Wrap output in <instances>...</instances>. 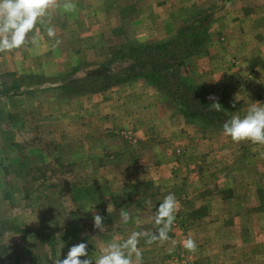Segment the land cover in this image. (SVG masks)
<instances>
[{"label":"rangeland","instance_id":"1","mask_svg":"<svg viewBox=\"0 0 264 264\" xmlns=\"http://www.w3.org/2000/svg\"><path fill=\"white\" fill-rule=\"evenodd\" d=\"M63 2L0 53V264H54L81 242L94 264L154 231L169 193L170 239L141 238L143 264H264V145L223 134L264 103V0Z\"/></svg>","mask_w":264,"mask_h":264},{"label":"clouds","instance_id":"2","mask_svg":"<svg viewBox=\"0 0 264 264\" xmlns=\"http://www.w3.org/2000/svg\"><path fill=\"white\" fill-rule=\"evenodd\" d=\"M61 6V0H0V53L12 52L27 45L29 33L33 32L37 24H43L44 18L51 10ZM62 7L65 11H74L75 4L71 0H64ZM47 35L54 38L56 33L53 27H47ZM59 44V41H56ZM213 100L211 108L222 110V106ZM223 134L230 137L235 143L244 141L264 145V103L252 102L246 114L241 117L233 115L223 124ZM178 201L174 194L166 195L152 217L156 228L154 231L131 232L126 239L112 240L102 249L94 264H143V255L139 247L140 239L144 238L147 245L163 244L169 241L168 233L172 230ZM114 205L107 206V212L114 210ZM93 212V226L99 231L105 228L104 217L95 208ZM121 221L127 224L130 215L121 209ZM87 244L84 242L71 246L66 256L54 261V264H93L89 258ZM188 252H195L197 244L191 237L183 242ZM173 249H169L171 252ZM84 257V259H81Z\"/></svg>","mask_w":264,"mask_h":264},{"label":"trees","instance_id":"3","mask_svg":"<svg viewBox=\"0 0 264 264\" xmlns=\"http://www.w3.org/2000/svg\"><path fill=\"white\" fill-rule=\"evenodd\" d=\"M145 51H146V49L143 48L142 50L134 51V54H135L136 57H141V56H143L145 54Z\"/></svg>","mask_w":264,"mask_h":264}]
</instances>
